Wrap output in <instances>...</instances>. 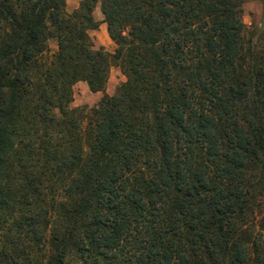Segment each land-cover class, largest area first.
I'll return each mask as SVG.
<instances>
[{
  "label": "trees",
  "instance_id": "16d2710c",
  "mask_svg": "<svg viewBox=\"0 0 264 264\" xmlns=\"http://www.w3.org/2000/svg\"><path fill=\"white\" fill-rule=\"evenodd\" d=\"M95 3L0 0V264H264L246 0H101L114 55L89 36ZM112 65L117 94L72 109Z\"/></svg>",
  "mask_w": 264,
  "mask_h": 264
},
{
  "label": "rangeland",
  "instance_id": "374dc122",
  "mask_svg": "<svg viewBox=\"0 0 264 264\" xmlns=\"http://www.w3.org/2000/svg\"><path fill=\"white\" fill-rule=\"evenodd\" d=\"M86 0H66V10L72 14L80 8L81 4ZM101 0H96L93 12L94 21L98 24L96 30L90 31L94 49H103L110 55H114L117 51V46L111 39L107 25L104 21V16L101 11ZM243 21L248 31L260 30L264 31V0H246L244 5ZM53 52L57 51V44L50 43ZM127 82V78L122 73L121 69L116 65L110 68L108 82L104 91L94 93L90 90L85 82H78L73 88V102L72 109L84 111L87 114L91 109L99 106L104 97H113L117 94L118 90ZM86 123V122H85ZM261 218H258V221Z\"/></svg>",
  "mask_w": 264,
  "mask_h": 264
}]
</instances>
